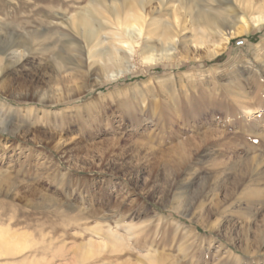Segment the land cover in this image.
I'll list each match as a JSON object with an SVG mask.
<instances>
[{
  "label": "rangeland",
  "instance_id": "1",
  "mask_svg": "<svg viewBox=\"0 0 264 264\" xmlns=\"http://www.w3.org/2000/svg\"><path fill=\"white\" fill-rule=\"evenodd\" d=\"M87 1L0 0V121L13 126L0 132V229L21 236L0 264H76L82 244L102 253L84 264H264V24L252 22L264 0H143L147 20L174 28L173 59H133L131 73L85 91L95 76L79 52L41 30ZM155 28L143 46L157 57L169 46ZM187 198L191 210L175 213ZM107 225L118 252L103 247Z\"/></svg>",
  "mask_w": 264,
  "mask_h": 264
},
{
  "label": "bare ground",
  "instance_id": "2",
  "mask_svg": "<svg viewBox=\"0 0 264 264\" xmlns=\"http://www.w3.org/2000/svg\"><path fill=\"white\" fill-rule=\"evenodd\" d=\"M159 1L162 3V0ZM180 1L182 2L184 0ZM143 8V0H88L84 9L80 10L78 13L76 12L74 15L72 14L73 16L71 15L69 19L62 22L61 26L59 24L60 28L56 27L57 23L54 24L56 26H52V28L48 26L41 31L46 30L60 32L61 36L68 37L69 45L76 48L79 52L80 63H82L86 68L84 75L95 76L94 83L85 89V91H90L94 87L100 86L103 83L108 81L111 82L113 80L117 81L123 75L129 72L131 73L134 68L131 63L133 59L139 58L141 63L145 64L147 68L152 65H157L155 64L157 62L171 61L173 59L172 55L168 54V51L174 49L173 44L176 37V34L172 33L174 28L171 26L170 22L164 24L150 19L147 20L146 15H143ZM195 15L197 20L202 22V25L211 27V31L214 35H216V38H219L218 40H220L221 36L224 35L225 32L220 29V23L216 21V18H213L208 14H206L205 17L203 13L199 11L196 12ZM253 16V24L256 26L264 24V4L256 9V13H254ZM157 24L159 26H157ZM154 25H156V28L153 29V31L160 29L161 31L158 35L160 40L163 45L169 46L168 48H165V46L164 48H161L160 55L157 57L153 55L156 51L152 49L151 46L146 45V48L143 46V41L149 34L146 29ZM242 27L245 30V27ZM7 36V39L13 38L11 35ZM221 41L226 42L227 39L222 38ZM199 44L201 45L202 43L197 40L196 45ZM9 45L11 48L12 46L21 48L23 54H27L28 52V48L21 42L12 40ZM220 48V44H214L213 49H207V56H214ZM3 49L0 48V56L5 53V50ZM140 50L143 52L139 53ZM3 61V58L0 57V75L3 73ZM11 128H13L11 124L4 122V120L0 121V132H9ZM184 147L185 144L182 148L184 149ZM191 203L192 201L190 198L179 202L175 208V213L180 215L187 214L191 210ZM93 218L97 219L98 213H90L86 216L77 215L72 216V218L69 216L65 220L66 222H73L75 224L82 225L81 222H85ZM152 219L156 221V225H154L155 228L156 226H159V222L162 220V217L155 213L153 214ZM147 222L148 221L141 223V225L145 224L144 228H147L149 225H147ZM94 231L102 232L103 228H97ZM111 233H113L112 228L110 225H107L106 233H101V238L106 241L103 247L109 246V248H111V252H118L121 248H124L122 243L123 240ZM20 240V235H14V233H11L8 229H0V251L4 254H10V252L5 253L4 251L8 250ZM34 240L38 242V244H45L44 246L52 244V242L55 241L53 239L46 240L42 235L38 238H34ZM90 248L91 247L89 246L86 247L85 244L80 246L81 250L77 251L75 255L77 259L76 264H84L93 258V256L95 257V255L102 254L98 251L101 249H98L97 252H95L94 250H90ZM161 260L162 259L160 258L151 256L146 259L144 264H160ZM140 264H143V262L141 263L140 261Z\"/></svg>",
  "mask_w": 264,
  "mask_h": 264
}]
</instances>
